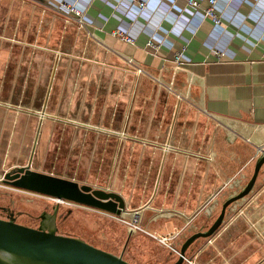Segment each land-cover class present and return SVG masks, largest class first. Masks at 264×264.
<instances>
[{
	"label": "crops",
	"instance_id": "1",
	"mask_svg": "<svg viewBox=\"0 0 264 264\" xmlns=\"http://www.w3.org/2000/svg\"><path fill=\"white\" fill-rule=\"evenodd\" d=\"M61 1L84 10L86 28L57 8ZM138 1L143 8L135 0H0V179L26 164L96 177L143 229L127 226L124 250L141 232L167 249V264L177 252L159 239L179 249L208 227L264 145V0H216L220 23L204 15L208 0ZM117 29L135 44L112 35ZM149 39L156 54L145 48ZM186 258L264 264V164L249 194Z\"/></svg>",
	"mask_w": 264,
	"mask_h": 264
},
{
	"label": "water",
	"instance_id": "2",
	"mask_svg": "<svg viewBox=\"0 0 264 264\" xmlns=\"http://www.w3.org/2000/svg\"><path fill=\"white\" fill-rule=\"evenodd\" d=\"M262 164L264 151L256 158L249 179L222 200L220 211L212 223L188 235L179 246L177 258L167 264H183L186 250L195 240L208 238L218 230L226 208L252 190ZM0 180L15 188L72 201L114 215H121L125 211V202L119 193L80 183L74 178L35 170L27 164L8 169ZM0 207L11 211L7 218L0 217V264H134L123 257V251L116 254L82 238L58 233V202L52 204V213L44 209L39 213L37 227L16 222L15 216L21 211L12 213L13 209ZM69 211L70 208L67 213Z\"/></svg>",
	"mask_w": 264,
	"mask_h": 264
},
{
	"label": "rangeland",
	"instance_id": "3",
	"mask_svg": "<svg viewBox=\"0 0 264 264\" xmlns=\"http://www.w3.org/2000/svg\"><path fill=\"white\" fill-rule=\"evenodd\" d=\"M76 180L80 183L90 184L93 187L98 186L96 185L98 184V179L96 177H80ZM99 180L100 185L102 187L105 186L103 185L105 184V178ZM56 202L57 201L48 196L15 188L0 180V206L13 209L12 213L21 211L15 216V221L18 223L37 227L40 220V216H38L39 213L43 209L52 213V204ZM58 204L59 207L56 215L58 233L82 238L99 248L116 254L123 251V257L125 259L128 258L133 260L129 255L133 251L134 257L139 258L137 262L140 264H160L164 259L168 258L165 256L168 254L165 247L156 240L154 241L144 237L141 232L136 233L140 242H138L137 239L136 241L138 243L136 242V247L126 252V250H124V242L128 233L127 225L117 217H112L106 212L79 204H69L65 202H58ZM69 208L70 211L67 213ZM0 217L7 218V212L2 207H0Z\"/></svg>",
	"mask_w": 264,
	"mask_h": 264
},
{
	"label": "built area",
	"instance_id": "4",
	"mask_svg": "<svg viewBox=\"0 0 264 264\" xmlns=\"http://www.w3.org/2000/svg\"><path fill=\"white\" fill-rule=\"evenodd\" d=\"M135 1H137L138 6L140 8L144 7V5H145L144 1H138V0H135ZM187 3L189 5H191V6H194V7H198V6L201 5V3L198 0H187ZM215 3H216V0H208L207 1V5L204 7V15L206 17L211 18V20L214 23H220L221 22V17L219 15V13H217V11H216ZM57 8H59L64 13H67L74 20V22L76 23V25L79 28H86V24L87 23H86V21L84 19V16H85L84 15L85 14L84 10L80 9L79 7H77L74 3L61 1V2L58 3ZM111 34L116 36V37H118V38H120L121 40H124V41L130 43V44H135L134 38L131 35H129L126 31H122V30L117 29V30L112 31ZM145 48L150 50L153 54H156L157 51H158V48H159V44L155 43L154 41L149 39L147 41V43L145 44ZM183 51H184V46H182L180 49L174 51L173 57H172L173 67L178 68V67H180L183 64V62H184L183 59H182ZM127 63L130 64V65H133L132 59L128 58L127 59ZM134 72L136 74L145 73L144 70L142 68H140V67H135ZM166 89L170 93H174L175 96L178 99L182 98L181 95H179V94H177V93H175L173 91L171 85H168ZM38 113H39L40 118H43V117L46 116V113L44 112V110H40ZM246 139L249 140V138H246ZM163 148H164V150H173V151L180 150L179 148H177V147H175L173 145L167 144V143L163 146ZM256 148H257V151L260 152V153L262 151H264V145H258ZM50 198H52L53 200H55L57 202H65V203H69V204H77V203H74V202L68 201V200H63V199H58V198H53V197H50ZM107 214H109L112 217L119 218L128 227H131V229L143 231V229L137 223L136 216H134L132 218V220H128V219H126V218H124L122 216L123 213L121 215H114V214H111V213H107ZM250 224L252 226L254 225V223H250ZM159 240H160L161 243L167 245L172 251H175V252L178 251V249H176L174 246H172L171 244H169L167 242V240H168L167 237L160 238ZM186 260H187V258H186ZM189 262L191 263L192 261H189Z\"/></svg>",
	"mask_w": 264,
	"mask_h": 264
},
{
	"label": "flooded vegetation",
	"instance_id": "5",
	"mask_svg": "<svg viewBox=\"0 0 264 264\" xmlns=\"http://www.w3.org/2000/svg\"><path fill=\"white\" fill-rule=\"evenodd\" d=\"M3 209H5V211H7V217L10 216V214H11L10 212H11V211H9V210L6 209V208H3Z\"/></svg>",
	"mask_w": 264,
	"mask_h": 264
},
{
	"label": "bare ground",
	"instance_id": "6",
	"mask_svg": "<svg viewBox=\"0 0 264 264\" xmlns=\"http://www.w3.org/2000/svg\"><path fill=\"white\" fill-rule=\"evenodd\" d=\"M137 217V216H136Z\"/></svg>",
	"mask_w": 264,
	"mask_h": 264
}]
</instances>
